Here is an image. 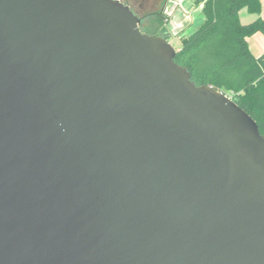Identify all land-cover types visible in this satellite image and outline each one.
Masks as SVG:
<instances>
[{
	"label": "water",
	"instance_id": "95a60500",
	"mask_svg": "<svg viewBox=\"0 0 264 264\" xmlns=\"http://www.w3.org/2000/svg\"><path fill=\"white\" fill-rule=\"evenodd\" d=\"M122 0H0V264H264V134Z\"/></svg>",
	"mask_w": 264,
	"mask_h": 264
},
{
	"label": "trees",
	"instance_id": "16d2710c",
	"mask_svg": "<svg viewBox=\"0 0 264 264\" xmlns=\"http://www.w3.org/2000/svg\"><path fill=\"white\" fill-rule=\"evenodd\" d=\"M196 1L202 4L203 23L182 38L175 61L188 68L197 84H210L229 94L264 134V54L255 55L248 42L255 33L264 34L261 0ZM243 8L259 17L242 23ZM166 15L165 9L151 14L148 26L141 21L142 31L152 35L168 32Z\"/></svg>",
	"mask_w": 264,
	"mask_h": 264
},
{
	"label": "rangeland",
	"instance_id": "374dc122",
	"mask_svg": "<svg viewBox=\"0 0 264 264\" xmlns=\"http://www.w3.org/2000/svg\"><path fill=\"white\" fill-rule=\"evenodd\" d=\"M140 17L142 23L148 26L151 14L162 9L167 11L166 20L168 32H159V35L168 37L169 41L180 48L182 38L203 23L202 4L196 0H122ZM261 38H264V35ZM255 51V50H254Z\"/></svg>",
	"mask_w": 264,
	"mask_h": 264
},
{
	"label": "crops",
	"instance_id": "0c3cea01",
	"mask_svg": "<svg viewBox=\"0 0 264 264\" xmlns=\"http://www.w3.org/2000/svg\"><path fill=\"white\" fill-rule=\"evenodd\" d=\"M261 3H262V10H261L260 16L264 19V0H261ZM258 17H259L258 14L250 13L247 10V8H243L240 11V19H241V22L244 24L251 23L255 21ZM260 35H264V34L262 32H258V33H255L253 36L248 37L250 49L257 56L264 54V38H261L263 36H260Z\"/></svg>",
	"mask_w": 264,
	"mask_h": 264
},
{
	"label": "built area",
	"instance_id": "2783aa9c",
	"mask_svg": "<svg viewBox=\"0 0 264 264\" xmlns=\"http://www.w3.org/2000/svg\"><path fill=\"white\" fill-rule=\"evenodd\" d=\"M230 96V95H229ZM231 97V96H230ZM232 98V97H231Z\"/></svg>",
	"mask_w": 264,
	"mask_h": 264
}]
</instances>
